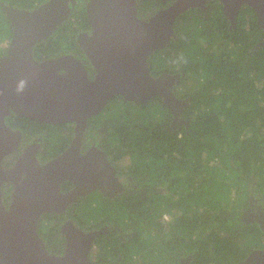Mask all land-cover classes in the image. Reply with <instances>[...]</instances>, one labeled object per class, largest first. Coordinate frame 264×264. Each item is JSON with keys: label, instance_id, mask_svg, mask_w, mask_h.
Listing matches in <instances>:
<instances>
[{"label": "trees", "instance_id": "trees-1", "mask_svg": "<svg viewBox=\"0 0 264 264\" xmlns=\"http://www.w3.org/2000/svg\"><path fill=\"white\" fill-rule=\"evenodd\" d=\"M45 1L0 0L26 9ZM167 3L138 0L139 14L148 17ZM222 7L209 4L208 11L196 6L186 10L176 21L178 36L151 59L155 75L179 65L186 68L181 91L190 97L184 110L190 117L188 126L174 131L167 127L172 113L161 96L134 104L129 111L125 104L129 100L121 95L102 113L105 120L116 119L109 137L118 130L123 142L116 148L109 143L113 159L129 162L123 166L141 187L113 202L120 206L115 217L124 223L131 219L138 225L160 224L166 209L176 215L183 212L184 228L191 230L190 225H195L193 264H236L251 248L264 247L261 226L239 217L251 193L261 192L264 197V45H258L264 28L254 9L241 11L237 28H230ZM79 23L90 26L85 3L50 38L34 46L35 56L42 59L43 54L78 51ZM12 33L11 20L0 5V54L6 52ZM15 118L26 131L32 123H40L18 113L8 116V123L19 128ZM46 125L52 135L53 127ZM70 137L69 133L61 146ZM58 152L53 149L52 153ZM161 187H167L166 192ZM93 203H88L87 219L78 215L77 221L85 223L97 216L100 206ZM57 228L53 226L52 231ZM52 235L44 234L49 241ZM59 241L56 235L55 247Z\"/></svg>", "mask_w": 264, "mask_h": 264}, {"label": "water", "instance_id": "water-1", "mask_svg": "<svg viewBox=\"0 0 264 264\" xmlns=\"http://www.w3.org/2000/svg\"><path fill=\"white\" fill-rule=\"evenodd\" d=\"M171 1L143 19L138 15V0H88L86 13L91 33L81 36L79 43L95 66L94 78H90L76 56L38 59L34 54V46L50 38L70 17L75 0H48L33 9L0 2L13 28L6 53L0 57V264H101L89 255L99 232L85 231L70 220L62 228L67 250L53 254L39 233V225L44 212L63 211L79 195L96 188L105 190V173H96L95 162L101 158L108 176L113 174L116 169L107 153L80 155V141H76L44 164L27 152L16 167L7 169L3 159L17 147L22 132L11 127L6 118L14 111L40 122H72L80 136L90 117L121 94L137 104L161 96L173 111L171 128L179 126L182 111L189 103L188 98H179L174 90L181 74L163 72L155 76L150 58L177 36L179 16L194 6L206 8L208 0ZM220 1L232 18L231 27L237 25L240 9L250 5L264 28V0ZM185 121L189 125L190 120ZM20 177L23 181L16 184L7 206L3 183ZM66 179L76 184L70 192L61 190ZM257 220L264 230V210ZM236 264H264V249H252Z\"/></svg>", "mask_w": 264, "mask_h": 264}, {"label": "flooded vegetation", "instance_id": "flooded-vegetation-1", "mask_svg": "<svg viewBox=\"0 0 264 264\" xmlns=\"http://www.w3.org/2000/svg\"><path fill=\"white\" fill-rule=\"evenodd\" d=\"M47 1L48 0H46L45 2ZM87 1L88 0H75L76 4L72 8L70 15L79 5L81 6L83 3H85L86 6ZM168 1L169 3H167L166 6H168L172 2L171 0ZM205 4L206 8H203L201 6L197 7L208 11L209 4L218 5L224 3L220 0H208L205 2ZM222 8L224 10L225 16L229 20L230 28H237L238 17L241 11L244 10L250 13V10L254 9L250 5L243 6L236 17L237 25L231 27L232 18L225 12L224 5ZM139 12L140 11L138 8V15L141 18H149V16L145 17L140 15ZM255 13L257 16L256 10ZM86 33H91V24L90 26H88L79 23L77 31L75 33L76 41L79 44L78 51L76 49L66 50L62 53L48 57L46 54H43L42 59L59 55L76 56L83 62L90 78H94L96 76L95 66L93 65L90 58L87 57L85 51L79 43L81 36L85 35ZM176 33L178 32L176 31ZM263 41L264 39L261 40L258 45H261ZM5 53L6 52L0 54V57L3 56ZM152 57L150 58V66L153 73V65L151 63ZM163 72L181 74L180 80L174 84V90L179 98H188L189 100V103L184 107L180 116L182 119L181 123L177 127L171 128L173 122V111L168 106L171 110L172 118L167 124V127L169 129L171 128V130L174 131L184 125L188 126L185 120L190 119L189 116H185L184 114L185 108L190 104V97L184 95V92L181 91V89L183 88V86L181 85L182 78L185 76L186 68H184V66H181L177 67L176 70L162 71L161 73ZM119 98H121V94H116L114 97H112L105 109L110 105L111 102H113L114 100L117 101ZM125 104L127 105V110L130 111L133 110L134 104L137 103L129 100V102H125ZM105 109L99 114L90 117L88 126L82 131V134L80 136L76 123L72 122L48 123L38 121L40 123H35V125L34 123H32L33 125L31 124V129L29 131H26L22 128L17 118H15V123H18L21 128L15 127L12 124L8 123V120L6 118L7 123L11 127L22 132V137L19 140L17 147L11 153L6 155L3 159V165L7 169H12L13 167H16L17 161L22 158L27 152H31V154H34L37 160L40 163L44 164L55 156L70 148L71 145L76 141H80L77 146L80 155H85L89 152L94 154L99 151H105L111 164L116 169L115 172H112L113 174H109L108 176V168H105L102 159L96 156L97 159L99 158V160L95 162V171L99 175H103V173H105V190H102L100 188L92 189L85 195H79L63 211H47L43 213L40 220L39 233L44 238L49 252L53 254H63L67 250V239L65 233L62 232V228L63 225H65L71 220L74 222L76 227L82 228L85 231H97L100 233L95 237V239H93L92 247L89 252L90 258L94 262L101 264H193V260L195 258V225H190V227H192L191 230L188 229V227L184 228L185 226L183 225V223H181V215H183V212H179L176 215L166 209L163 213V216L159 219L160 224L145 223L140 225L133 223L131 219H127V223L124 224L121 219L116 218L112 214H109L108 211H113L116 208L120 207L117 204L114 205V201H121L126 199L124 195H128L134 191H138L141 187L140 182L137 180V178L129 172L127 167L125 168L123 166L129 164V162H125V164L124 162L118 161L119 163H117L113 159L112 151H114V149L112 148L113 146L109 147V143L111 142L114 145V148H116L122 146L123 142L119 138L120 134L118 130L116 133L114 132V134L109 137V134L112 133L113 124L116 125L117 123H114V121L116 120H114V118L105 120V118L102 116V113L105 112ZM12 114H16V112L12 111ZM116 118H118V116ZM46 124H51V126L53 127L54 133L52 135L49 134L51 127H47ZM69 133L71 137L69 140H67L68 142L66 146H61L65 144V137ZM53 139H58L54 147ZM53 149L59 152L53 155ZM25 176L26 171H23L22 177ZM22 177L18 178L17 180L4 181L2 186L3 201L7 206H9L11 202L13 192L16 188V184L22 183ZM75 187L76 184L74 181L66 179L62 183L61 190L63 192H70ZM166 188L167 187H161V190L163 192H166ZM146 190L147 188H144V191ZM108 191L109 193L107 194ZM251 191L253 192V188H251ZM91 200H94L93 204L95 206H99V203L102 202L106 204L107 207L104 210H98L97 216L91 218L90 221H87L85 223H82L81 221L80 223V221H77L76 217L80 215V217L87 219V207L88 203ZM109 207H111V209H109ZM262 210H264V197L261 192H253L250 195L249 204H247L244 208L240 210L239 217L244 222H257L259 224L257 218L260 217ZM119 211L120 210H118V213ZM174 216L177 217L174 218ZM178 217L179 222L175 221ZM97 218L99 219L96 220ZM56 225H59V229L57 228L58 230H55L54 232L52 231V228L53 226L56 227ZM44 234H53L52 237H49L50 241L44 236ZM56 235H59L62 239V241H59L57 247L54 246V244L56 243ZM262 244L264 245V241ZM252 249H264V247H254L251 248L250 251Z\"/></svg>", "mask_w": 264, "mask_h": 264}, {"label": "rangeland", "instance_id": "rangeland-1", "mask_svg": "<svg viewBox=\"0 0 264 264\" xmlns=\"http://www.w3.org/2000/svg\"><path fill=\"white\" fill-rule=\"evenodd\" d=\"M178 67H181L180 65L178 66ZM153 106V104L151 105V108H153L152 107ZM115 113V112H114ZM56 141H58V139H53V145H55L57 142ZM99 206H100V209L101 210H104V209H106V204H104V203H102V202H100L99 203ZM99 209V210H100ZM118 210H119V208H116V210H113L112 212L111 211H108L109 212V214H112V215H116L117 213H118ZM99 218H97L96 220H98ZM147 220H148V218H147ZM126 222V221H125ZM124 223V222H123ZM127 223V222H126ZM125 224V223H124Z\"/></svg>", "mask_w": 264, "mask_h": 264}]
</instances>
